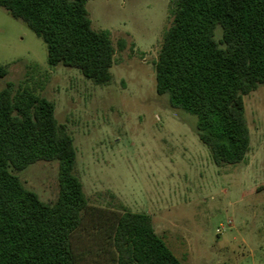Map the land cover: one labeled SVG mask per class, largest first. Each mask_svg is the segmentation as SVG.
<instances>
[{"label":"rangeland","instance_id":"rangeland-1","mask_svg":"<svg viewBox=\"0 0 264 264\" xmlns=\"http://www.w3.org/2000/svg\"><path fill=\"white\" fill-rule=\"evenodd\" d=\"M171 1L86 3L92 27L108 31L116 51L108 86L76 69L50 67L42 39L0 7V66H8L0 90L11 82L54 102L58 123L73 138L89 205L72 236L74 249L87 254L79 264H116L112 229L123 210L151 216L183 264H264V86L244 96L251 139L245 160L215 165L198 138L197 117L156 93ZM58 172V162L41 161L14 174L54 204Z\"/></svg>","mask_w":264,"mask_h":264},{"label":"trees","instance_id":"trees-1","mask_svg":"<svg viewBox=\"0 0 264 264\" xmlns=\"http://www.w3.org/2000/svg\"><path fill=\"white\" fill-rule=\"evenodd\" d=\"M90 0H0L45 43L50 67L78 70L108 86L115 48L86 10ZM171 24L155 63L156 93L197 117L200 142L217 166L242 163L250 151L244 96L264 86V0H172ZM221 28V38L216 31ZM125 39L118 47L124 50ZM8 66H0V77ZM54 102L9 82L0 90V264H79L72 243L88 210L76 174L72 136ZM59 164V195L47 204L14 174L37 162ZM116 264H183L154 230L151 216L123 210L113 227Z\"/></svg>","mask_w":264,"mask_h":264}]
</instances>
